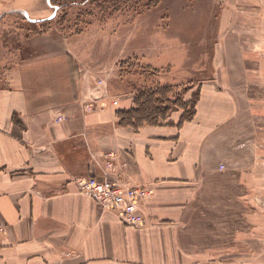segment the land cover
<instances>
[{
	"label": "crops",
	"instance_id": "0c3cea01",
	"mask_svg": "<svg viewBox=\"0 0 264 264\" xmlns=\"http://www.w3.org/2000/svg\"><path fill=\"white\" fill-rule=\"evenodd\" d=\"M80 36L69 38L55 28L19 35L18 59L4 74L0 264H205L196 254L203 248L189 238V230L207 218L201 206L212 203L219 178L243 183L257 169L235 162L240 150L244 155L250 148L237 124L243 105L230 78L223 83L218 77L241 76L248 93V62L240 72L218 69L198 81L191 120L179 124L180 111L135 130L120 124L118 111L131 108L133 98H126L118 69H96L94 61H85ZM139 62L164 68L146 57ZM96 78L107 81V94ZM122 94L118 106L111 105ZM90 97L95 103H88ZM87 103L96 108L87 110ZM80 177L153 191L142 207L147 228L122 225L79 192ZM237 198L244 202L246 194Z\"/></svg>",
	"mask_w": 264,
	"mask_h": 264
},
{
	"label": "rangeland",
	"instance_id": "374dc122",
	"mask_svg": "<svg viewBox=\"0 0 264 264\" xmlns=\"http://www.w3.org/2000/svg\"><path fill=\"white\" fill-rule=\"evenodd\" d=\"M105 7L75 0L61 10L50 0H0V88L5 86L7 68L18 59L17 37L50 28L73 39L82 35L78 46L81 57L94 61L96 69H118L129 90L126 98H134L138 90L165 86L160 106L169 109L165 119L158 121H169L175 112L192 109L198 81L214 77L218 69L240 72L248 62V93L241 76L218 77L223 83L230 78L229 87L243 105L237 124L239 129L243 127L242 137L250 148L244 155L240 150L235 162L256 164V172L243 183L219 178L212 203L201 206L207 218L199 222L201 228L189 230V238L203 248L196 254L205 264H264V0H161L140 13L131 7L111 15ZM144 57L164 68L139 62ZM198 67L201 73L194 72ZM95 83L105 88L102 95L107 94V81L96 78ZM91 98L88 103H95ZM123 98L122 94L110 103ZM88 103L87 110L96 108ZM244 194L246 201L242 202L237 197ZM152 195L153 191L143 202ZM144 203L140 211L145 217ZM146 224L147 220L137 230H145ZM236 229L242 234L231 235ZM187 254L194 258V253Z\"/></svg>",
	"mask_w": 264,
	"mask_h": 264
},
{
	"label": "trees",
	"instance_id": "16d2710c",
	"mask_svg": "<svg viewBox=\"0 0 264 264\" xmlns=\"http://www.w3.org/2000/svg\"><path fill=\"white\" fill-rule=\"evenodd\" d=\"M75 0H50L58 9L65 10L68 8L69 3ZM86 1V0H82ZM95 7L102 9L105 5V9L110 10L109 15L117 12L125 11L126 8L134 7L135 13L148 10L156 7L161 0H87ZM78 3V2H76ZM167 92L165 86L156 87L155 89H142L136 91L133 98V107L127 110L118 111L120 118V124L125 126H131L135 130L144 124L157 125L159 118L165 119V114L169 109V106L162 108L160 105L164 103L162 96ZM198 97V96H197ZM197 99V98H196ZM196 102V100H195ZM195 102L185 113L181 114L179 124L184 121L192 119L195 112Z\"/></svg>",
	"mask_w": 264,
	"mask_h": 264
},
{
	"label": "built area",
	"instance_id": "2783aa9c",
	"mask_svg": "<svg viewBox=\"0 0 264 264\" xmlns=\"http://www.w3.org/2000/svg\"><path fill=\"white\" fill-rule=\"evenodd\" d=\"M116 104L117 102L113 103ZM219 169L223 170L224 165H219ZM75 184L80 193L90 197L101 209L114 213L120 223L136 229L144 225L146 219L140 211V206L151 194L148 188L127 186L93 177L77 178ZM1 233L3 227L0 225Z\"/></svg>",
	"mask_w": 264,
	"mask_h": 264
},
{
	"label": "water",
	"instance_id": "95a60500",
	"mask_svg": "<svg viewBox=\"0 0 264 264\" xmlns=\"http://www.w3.org/2000/svg\"><path fill=\"white\" fill-rule=\"evenodd\" d=\"M22 13H24L26 15V13L24 11L21 10Z\"/></svg>",
	"mask_w": 264,
	"mask_h": 264
}]
</instances>
